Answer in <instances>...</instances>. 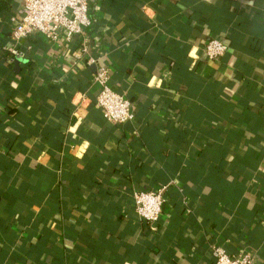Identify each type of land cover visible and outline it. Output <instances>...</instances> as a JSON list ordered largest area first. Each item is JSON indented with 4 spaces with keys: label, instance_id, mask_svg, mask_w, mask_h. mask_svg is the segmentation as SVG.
Returning <instances> with one entry per match:
<instances>
[{
    "label": "crops",
    "instance_id": "obj_1",
    "mask_svg": "<svg viewBox=\"0 0 264 264\" xmlns=\"http://www.w3.org/2000/svg\"><path fill=\"white\" fill-rule=\"evenodd\" d=\"M20 7L0 0V264H214L215 243L264 264V0H87L124 124L96 106L77 37L11 58ZM165 185L151 228L132 193Z\"/></svg>",
    "mask_w": 264,
    "mask_h": 264
},
{
    "label": "built area",
    "instance_id": "obj_2",
    "mask_svg": "<svg viewBox=\"0 0 264 264\" xmlns=\"http://www.w3.org/2000/svg\"><path fill=\"white\" fill-rule=\"evenodd\" d=\"M20 9L11 19L13 28L10 33L8 51L12 59L23 56L24 42L32 35H42L49 42L62 45L73 38L79 39V49L74 59L86 57L87 64L96 65L95 57L89 55V45L83 36L84 28L89 24L87 0H19ZM202 52L209 60H218L228 52V46L220 39H209L204 43ZM109 71L102 65H96L93 83L98 86L95 104L103 118L114 124H124L133 120L131 102L113 90L109 84ZM172 184L177 185L175 182ZM168 186L139 189L132 193V206L138 218L151 228L161 215ZM214 264H254L249 252L231 254L223 243L211 245Z\"/></svg>",
    "mask_w": 264,
    "mask_h": 264
},
{
    "label": "trees",
    "instance_id": "obj_3",
    "mask_svg": "<svg viewBox=\"0 0 264 264\" xmlns=\"http://www.w3.org/2000/svg\"><path fill=\"white\" fill-rule=\"evenodd\" d=\"M227 55H228V52L225 55H223L221 58H219L218 61H222ZM144 189H146V188H144Z\"/></svg>",
    "mask_w": 264,
    "mask_h": 264
}]
</instances>
